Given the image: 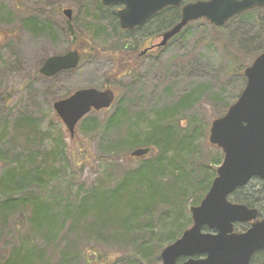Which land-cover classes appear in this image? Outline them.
<instances>
[{"label":"rangeland","instance_id":"374dc122","mask_svg":"<svg viewBox=\"0 0 264 264\" xmlns=\"http://www.w3.org/2000/svg\"><path fill=\"white\" fill-rule=\"evenodd\" d=\"M95 7L92 0H0V155L8 160L4 167L0 162V177L9 167H15L17 162L26 161L24 158L27 151L24 149L22 154H19V146L10 142V130L7 129L4 133V127L19 113L29 114L35 118L41 132L46 136H61L66 146V160L62 161V164L67 167L65 173L54 182L56 201L61 199L59 206H64L66 202L74 205L72 199L65 201L64 196H73L77 189L82 194L98 185L102 179L116 182L120 180L123 172L137 167L141 162L131 160L129 154L119 155L116 159H109L100 154L96 147V137L84 140L79 130V126L83 125L81 123L77 124L74 136L70 137L64 123L52 108L55 100L64 98L80 88L103 90L109 87L117 97L113 107L103 113H90L83 123L86 124L92 119L96 123L101 122L111 114L116 105L123 103L128 106V110L138 112L135 115L128 113L126 119L132 124L133 132L143 138L156 113L164 108L178 106L183 97L191 95L188 107H179L180 109L173 116L166 117L163 123L171 125L176 134L184 137V133L190 134L193 128H198L195 131V134L198 132V141L194 144L188 137L187 140L176 136L172 139V145L176 148L184 147L188 150L192 147L191 155L185 160L184 169L186 164V172L190 174L192 169L189 168H194L198 180L202 176L199 166L203 159L208 156L207 159H210L222 153L208 142L207 130L209 131L212 120L219 117V113L225 109L226 105L223 103H233L245 85V77L234 70L233 56L244 66L251 63L241 46L246 37L255 38L261 34L259 40L262 42V49L264 48L262 11L251 10L243 17L232 20L224 29H213L206 21H194L173 38L162 52L140 59L134 75L115 77L110 80V85H106L107 73L113 68L111 51H114V35L106 30L108 33L105 37L94 39L92 32L96 30L95 23L90 21V26L86 23L89 16L85 11L91 15L96 13ZM65 8H70L76 17V30L85 28L82 35H66V19L61 13V9ZM30 14L47 23L52 27V31L45 35H35L22 29L18 24L20 18ZM105 21L106 19L98 16L96 22L100 24ZM156 28L157 25H147L136 32L135 38L141 43L151 30ZM76 46H83L84 49L80 51V60L75 68L61 71L50 78L38 73L37 70L45 58L63 54ZM220 101L221 103L215 104ZM163 133L171 143V132L164 130ZM83 142L86 147L81 148L80 144ZM36 143L38 144L34 149L39 148V154H46L52 147L48 137H42ZM80 148L85 151L87 160L82 165L79 162L76 166L74 156L77 157ZM156 151L153 148L148 157L152 158ZM217 166L218 164H214V170ZM184 176L185 174H181V177ZM210 177L207 175L199 186H206ZM262 185V181L252 179L246 190L251 194ZM27 186L29 185L25 187ZM34 188L32 185L28 190L37 191ZM50 190L46 187L42 194L50 195ZM244 195L245 191H242L239 198ZM193 200V196L187 200L184 218L190 217L189 206ZM27 210L24 212L26 215ZM112 215L120 216L116 210ZM25 220L26 216L21 213L7 222L6 229H3L4 234L0 236V259L8 256L10 250L20 244V240L24 245L26 237L34 239V233L28 234L29 225ZM100 248L106 253L104 259L91 260L90 264H125L119 247L104 245ZM129 251L131 253L132 248H129ZM20 255L31 256L32 260L34 253L32 255L28 251H22L17 256ZM56 258L54 257L55 260ZM153 261L156 264L161 263L159 251Z\"/></svg>","mask_w":264,"mask_h":264},{"label":"trees","instance_id":"16d2710c","mask_svg":"<svg viewBox=\"0 0 264 264\" xmlns=\"http://www.w3.org/2000/svg\"><path fill=\"white\" fill-rule=\"evenodd\" d=\"M92 1L96 5V13L90 15L89 12H85L89 16L87 18L89 21L86 23L89 26L90 21L95 23L96 30L92 32L94 39L105 37L109 31L114 35L112 41L114 51H111L113 68L107 73L106 85H110V80L115 77L134 75L138 61L141 59L137 54L140 43L135 38L136 32L153 24L157 25V28L151 30L150 35L160 33L170 28L180 18L179 7L168 6L140 27L121 29L116 7L103 6L100 0ZM252 10L264 13V9L261 8ZM250 11L233 16L224 26L209 24L213 29H224L232 20L241 18ZM98 16L106 21L98 24L96 22ZM10 17L8 13V18ZM75 22V16L70 20L66 19V35H82L85 31V28L76 30ZM18 24L22 29L35 35H45L48 31H52V27L33 14L20 18ZM260 37L261 34L255 38L246 37L245 42H241L244 53L251 61L264 49L261 47ZM75 49L82 51L84 47L76 46ZM232 60L235 62L234 70L243 76L245 66L236 56H233ZM190 100L191 95H187L182 98L178 106L164 108L156 113L143 138L133 132L132 124L126 119L128 113L135 115L138 112L128 110V106L123 103L116 105L111 114L101 122L96 123L92 119L84 124L86 116L82 118L79 123L83 125L79 126V130L84 140L96 137L98 152L109 159L127 155L132 149L140 146L150 147V152L153 148L157 151L152 158L148 157L150 152L140 158H131V160H140L141 163L123 172L120 180L116 182L102 179L98 185L86 190L85 193L80 194V190L77 189L73 196H64L65 201L68 199L74 201V205L66 202L64 206H59L60 198L56 201L54 182L65 173L67 167L62 164V161L66 160L65 143L61 136L51 137L41 132L38 123L31 115L19 113L8 126L4 127V133L7 129L10 130L9 140L19 146V154H22L24 149L27 150L24 158L26 161L17 162L15 167H9L0 177V236L4 234L7 222L21 213L26 216L25 221L29 225L28 234L34 233L35 236L33 240L26 237L24 245L20 240V244L11 249L8 256L0 259V264H90L91 260L104 259L106 253L100 248L104 245L119 247L124 255L122 259L125 264H156L153 258L157 256L158 251L160 253L165 245L173 242L191 224V217H183L187 200L193 196L194 200L190 205L200 202L216 175L214 164L219 165L222 160V153L210 159H207L209 156L205 159L201 157L203 162L199 169L202 176L198 180L194 168H189L192 169L190 174L186 172L188 168L186 164L184 169L185 160L191 155L192 147L190 145L191 148L188 150L184 147L176 148L172 145V139L178 137L187 140L188 137L194 144L198 141V132L195 134L198 128H193L190 134L184 133L186 137L179 136L174 132V128L167 123L164 124L163 120L173 116L180 109L179 107H188ZM219 103L221 101L215 104ZM226 103H223L226 106L224 105L225 109L219 113V116L227 110L229 105ZM107 110H100L98 113ZM164 130L171 132V143L166 139ZM42 137H48L52 143L46 154H39V148L34 149L40 141L36 142ZM80 145L81 148L86 147L84 142ZM81 148L76 154L77 157L74 156L76 166L79 162L82 165L87 160L85 151ZM0 162L4 167L8 160L0 155ZM181 174L185 176L181 177ZM207 175L211 176L208 184L199 186ZM253 179L262 181L263 185L250 194L246 190L250 183L248 182L230 197L232 199L235 197L234 200L249 207H256L259 215L264 217V180ZM26 182L29 185L27 187H25L27 184H24ZM32 185L37 191L28 190ZM46 187L49 190L51 188L50 195L42 194ZM242 191H245V195L239 198ZM26 209L28 215L24 213ZM115 210L118 211L119 217L112 215ZM129 248H132L131 253ZM22 251L23 253L28 251L32 255L34 253L33 259L31 260V256H17ZM56 254H58L57 258ZM182 260L184 257L179 258L178 261ZM250 264H264V248L252 256Z\"/></svg>","mask_w":264,"mask_h":264},{"label":"water","instance_id":"95a60500","mask_svg":"<svg viewBox=\"0 0 264 264\" xmlns=\"http://www.w3.org/2000/svg\"><path fill=\"white\" fill-rule=\"evenodd\" d=\"M182 0H101L104 6H119L121 29H133L144 24L158 11L168 6H180ZM261 8L264 0H194L184 3L180 19L161 33L156 44L161 49L189 22L204 18L222 26L242 12ZM62 14L68 19L72 10ZM142 50L139 55L146 53ZM80 60L77 49L50 55L42 62L39 72L51 77L75 68ZM246 83L240 95L224 115L212 120L208 141L222 151L223 158L216 168L208 191L198 205L189 208L192 224L160 252L161 264H249L253 254L264 248V218L257 208L228 200V195L253 177L264 179V50L243 69ZM115 99L107 87L80 88L55 100L52 108L73 137L79 121L91 111L109 108ZM150 147H137L130 157L147 155ZM234 223H247L243 232L234 231ZM206 228L210 231H204ZM185 259L178 262L179 258Z\"/></svg>","mask_w":264,"mask_h":264},{"label":"flooded vegetation","instance_id":"af4514ba","mask_svg":"<svg viewBox=\"0 0 264 264\" xmlns=\"http://www.w3.org/2000/svg\"><path fill=\"white\" fill-rule=\"evenodd\" d=\"M179 10H180V7H179ZM180 19V18H179ZM179 21V20H178ZM177 21V22H178ZM176 22V23H177ZM140 27V26H139ZM165 31V30H164ZM163 32V31H162ZM162 32H160V33H153V34H148L143 40H142V42L139 44V47H138V52H137V54H138V56L142 59V58H145V57H147V56H149V55H151V56H153V55H156V54H158V53H160V52H162V50L164 49V47L162 48V49H157V47H156V44L159 42V40L161 39V33ZM171 40V39H170ZM169 40V41H170ZM169 43V42H168ZM167 43V44H168ZM166 46V45H165ZM144 49H147L146 50V53L145 54H143V55H139V53L142 51V50H144ZM238 189V188H237ZM236 189V190H237ZM236 190H234L231 194H229L228 195V200L229 201H231V202H235V203H241V202H237L236 200H234V199H232L231 197H232V194L236 191ZM230 195H231V197H230ZM234 231H236V232H238V233H240V232H243V231H245L248 227H249V225L248 224H246V223H234ZM203 230L204 231H210V230H208V229H206V228H203ZM261 250V249H260ZM257 252V251H256ZM255 252V253H256ZM254 253V254H255ZM254 256V255H253ZM251 262V261H250ZM250 264V263H249Z\"/></svg>","mask_w":264,"mask_h":264}]
</instances>
